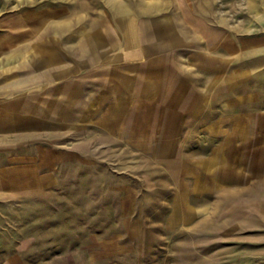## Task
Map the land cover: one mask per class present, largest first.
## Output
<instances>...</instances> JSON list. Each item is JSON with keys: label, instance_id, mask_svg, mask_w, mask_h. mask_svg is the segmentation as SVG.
<instances>
[{"label": "rangeland", "instance_id": "rangeland-1", "mask_svg": "<svg viewBox=\"0 0 264 264\" xmlns=\"http://www.w3.org/2000/svg\"><path fill=\"white\" fill-rule=\"evenodd\" d=\"M0 114V264H264V0H0Z\"/></svg>", "mask_w": 264, "mask_h": 264}, {"label": "crops", "instance_id": "crops-1", "mask_svg": "<svg viewBox=\"0 0 264 264\" xmlns=\"http://www.w3.org/2000/svg\"><path fill=\"white\" fill-rule=\"evenodd\" d=\"M11 106H12V107L15 106V103L13 102V103H9V104H8V107H9V108H12ZM6 120H7V123H6V124H8V127H11L9 124H11V123H16L15 121L10 122V118H7ZM1 125H2V115L0 114V126H1ZM13 127L15 128L16 126H13ZM13 127H12V128H13Z\"/></svg>", "mask_w": 264, "mask_h": 264}]
</instances>
